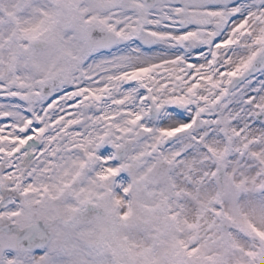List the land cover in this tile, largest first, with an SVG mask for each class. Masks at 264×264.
Instances as JSON below:
<instances>
[{"label": "rangeland", "instance_id": "1", "mask_svg": "<svg viewBox=\"0 0 264 264\" xmlns=\"http://www.w3.org/2000/svg\"><path fill=\"white\" fill-rule=\"evenodd\" d=\"M143 3V0H0V113H12L16 129L33 115L39 121L32 125L31 131L40 133L43 127L50 130L47 136L38 137L44 138L42 146L47 149L39 185L43 189L46 183L44 186L52 195L44 204V212L56 220L53 244L61 245L55 251L30 253L28 264H247L249 250L257 251L253 261L264 264V238L256 231H264V217L254 222L247 217L227 220L229 227L222 230V221H212L213 214L205 209L212 191L208 193L203 188L205 196L199 195L202 155L207 153L204 163L210 170L209 159L213 158L208 154L215 152L210 146L214 145L213 140L209 141L206 153L200 145L203 134L212 137V117L209 126L192 127L160 154L150 152L164 135L197 115L204 98L209 100L247 66L252 53V46H248L250 37L254 40L264 30V0H187L182 5L156 0L150 8H142ZM245 14L252 22L239 33L238 45L223 51L219 60L207 56L195 58L200 50L207 49L208 43L203 41L227 18L233 27ZM136 15L141 22L134 21ZM92 20L114 31L126 32L137 27L138 38L123 45L122 53L102 55L88 62L83 58L85 41L81 31ZM186 33L195 39L193 43L185 41ZM36 38L47 40L48 49L35 51ZM192 44L197 48L192 49ZM215 48L219 49V45ZM142 66L155 72L125 86L124 77ZM54 71L66 76L65 90L69 91L64 94L59 91L62 102L56 99L51 104L29 102V94L38 89L40 78ZM106 84L110 91L100 102L113 108L102 117L96 115L104 112L102 106L98 101H89L88 96L90 92L101 93ZM75 87L84 89L81 97L74 94ZM144 96L145 102L139 104V98ZM178 98L191 103L184 113L167 106ZM150 99L161 108L155 123L147 118ZM251 100H264V69L238 85L221 105L243 107ZM83 101L89 103L92 112L89 109L88 135L79 138L74 134L82 131L74 121L82 117V111L79 109L75 115L72 109ZM52 104L59 111L51 110ZM23 107L34 113L24 114ZM142 112L143 119L136 122ZM220 118L225 117L217 116V120ZM74 140L78 144L74 147L76 154L64 153V148L69 149ZM127 141L133 144L128 158L120 163L110 162L115 150ZM88 150L93 156L87 159L91 168L84 172L81 167L77 177H73L74 156L79 164ZM57 151L60 163L53 165L52 157ZM21 158L14 162L18 164L15 168L25 170ZM119 164L127 171L110 175V169ZM160 167L163 172L155 179L154 173ZM188 175L193 179L192 185L188 183ZM65 182L70 185L67 193ZM28 185L38 186L34 182ZM213 185L210 182L207 189L211 190ZM21 186L25 187L20 185L19 189ZM60 188L61 194H55ZM87 201L96 208L88 210ZM197 212L204 215L201 228L186 229L185 215L190 219ZM3 219L10 221L5 215ZM12 237L14 233L12 236L0 233L3 246L15 252L16 260L21 261L13 264H26ZM187 243L193 244L189 250L185 247Z\"/></svg>", "mask_w": 264, "mask_h": 264}, {"label": "flooded vegetation", "instance_id": "2", "mask_svg": "<svg viewBox=\"0 0 264 264\" xmlns=\"http://www.w3.org/2000/svg\"><path fill=\"white\" fill-rule=\"evenodd\" d=\"M253 103L254 101H250L243 107L227 105L225 108L216 109L213 141L217 152L215 153V163L211 167L212 181L217 188L216 198L229 203L245 202L255 196H259L260 199L264 198V193L262 194L256 189L257 183L261 179L264 180V116L262 119H257V114L262 110L264 103L260 108L254 106ZM217 116L225 118L217 120ZM223 147H225L224 153H222ZM218 167H222V171H218ZM14 168L13 164H3V169L8 172L4 181L7 177L12 178ZM207 172L203 163L200 170V175L203 178L201 184L206 183ZM30 178L31 175L27 174L26 179ZM15 198L16 202L3 210L2 213L15 211L20 220L17 224L22 226L29 220L30 201L35 200L36 196L28 192L26 195L17 194ZM0 224L7 225L1 217ZM4 230L8 236H12L14 233L7 226L4 227ZM15 239L16 234L15 237H12V241L15 242ZM29 251V249L24 250L26 256Z\"/></svg>", "mask_w": 264, "mask_h": 264}, {"label": "water", "instance_id": "3", "mask_svg": "<svg viewBox=\"0 0 264 264\" xmlns=\"http://www.w3.org/2000/svg\"><path fill=\"white\" fill-rule=\"evenodd\" d=\"M148 2L152 3L153 0H148ZM83 35H84L85 39L87 40V42H92V46H95V47L99 46V44L97 42L103 41L102 38H106L107 39V40H105V42L103 41V44L105 46L109 45V44H114V42L116 41L115 38H113L109 33L105 32L102 28L98 27L95 24H92L91 26L87 27L84 30ZM54 78L56 79L57 82L62 80L60 77L58 78L57 75H53L52 79H54ZM184 108H185L184 106L180 107V110L183 111ZM158 114H159V110L157 112V115L154 117L155 119L157 118ZM173 138L174 137H169L168 139H166L161 144V146H164L168 141H171Z\"/></svg>", "mask_w": 264, "mask_h": 264}, {"label": "bare ground", "instance_id": "4", "mask_svg": "<svg viewBox=\"0 0 264 264\" xmlns=\"http://www.w3.org/2000/svg\"><path fill=\"white\" fill-rule=\"evenodd\" d=\"M225 50V49H224Z\"/></svg>", "mask_w": 264, "mask_h": 264}]
</instances>
